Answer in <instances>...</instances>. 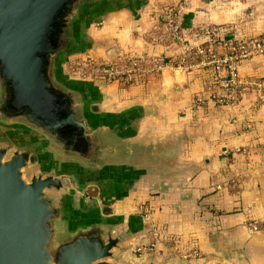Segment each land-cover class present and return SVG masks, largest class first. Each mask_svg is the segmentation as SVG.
I'll return each instance as SVG.
<instances>
[{"label":"crops","instance_id":"1","mask_svg":"<svg viewBox=\"0 0 264 264\" xmlns=\"http://www.w3.org/2000/svg\"><path fill=\"white\" fill-rule=\"evenodd\" d=\"M178 2L183 6L181 31L189 41L200 39L203 23L216 24L226 37L264 33V0ZM158 10L156 0H145L134 10L120 5L91 16L82 28L91 45L76 54L175 55V44H153L145 38L151 15ZM239 74L263 84L250 85L233 106L207 99L211 71L206 68L165 67L145 81L127 84L85 80L99 95L100 116H133L132 139L170 140L172 162L165 174L136 169L104 184L96 195H103L105 205L89 201L85 193L76 194L91 207L83 214H77L69 195H64L73 214L101 213L106 206L116 221H136L138 232L122 243L121 254L126 256L128 249L150 240L152 227L159 234L155 252L140 259L168 256L166 264H264V53L241 61ZM197 97L202 102H196ZM141 204L148 205L149 219L138 212ZM250 221L253 228L247 225ZM172 244L182 251L197 249L199 256L181 259L171 252Z\"/></svg>","mask_w":264,"mask_h":264},{"label":"water","instance_id":"2","mask_svg":"<svg viewBox=\"0 0 264 264\" xmlns=\"http://www.w3.org/2000/svg\"><path fill=\"white\" fill-rule=\"evenodd\" d=\"M144 2L0 0V264H128L118 254L136 221L118 222L106 206L74 215L64 195L94 197L126 171L169 170L172 142L132 139L134 117L100 116L97 91L65 77L63 64L90 47L91 16Z\"/></svg>","mask_w":264,"mask_h":264},{"label":"built area","instance_id":"3","mask_svg":"<svg viewBox=\"0 0 264 264\" xmlns=\"http://www.w3.org/2000/svg\"><path fill=\"white\" fill-rule=\"evenodd\" d=\"M182 3L177 2L155 11L151 15L145 38L153 44L172 43L178 47L175 55L162 53L121 52L109 56H73L65 62L66 71L77 79H102L106 82L127 84L145 81L150 75L165 67L173 69H201L211 71L210 84L206 87L207 99L215 104L233 106L251 86L261 87L262 82L247 81L239 74V66L245 58L264 53V34L249 37L222 38L214 26H202L198 41L187 40L181 31ZM196 102H202L197 97ZM143 219H149L151 211L147 204L138 206ZM254 222L248 225L252 228ZM151 240L136 246V252L154 251L158 241L155 228L150 229ZM192 250L186 256H196Z\"/></svg>","mask_w":264,"mask_h":264},{"label":"rangeland","instance_id":"4","mask_svg":"<svg viewBox=\"0 0 264 264\" xmlns=\"http://www.w3.org/2000/svg\"><path fill=\"white\" fill-rule=\"evenodd\" d=\"M179 0H172V1H168V2H166L165 4H160V3H158L159 1L158 0H156V6L158 7V9L160 10V9H163L164 7H167V6H170V5H172V4H174V3H176V2H178ZM248 17L249 18H247V17H245L246 19L245 20H249L250 19V15H248ZM246 21V22H247ZM204 25H210V26H214L216 29H217V33H218V35L220 36V37H222V38H233V37H237V36H241V37H249V36H247V35H240V34H236V35H229L228 37H226V36H224L218 29V26L216 25V24H212V23H203L202 25H200V27H199V32H200V30H201V28H202V26H204ZM221 33V34H220ZM260 34H262V33H260ZM264 34V33H263ZM257 35H259V34H257ZM184 36V35H183ZM254 36V35H253ZM87 54H74V55H72V56H70V57H73V56H86ZM70 57H68L67 59H65V61H64V64H65V62L70 58ZM64 76L65 77H71V78H76L75 76H73V75H71V74H69L67 71H66V68H65V65H64ZM97 79V78H96ZM83 80H87V79H83ZM89 80H91V79H89ZM3 134H5V133H3ZM18 135H20V134H18ZM13 136V135H12ZM11 135H9V136H7V139H12L11 137H12ZM3 137H5V136H3ZM172 160V159H171ZM172 162V161H171ZM179 169H181L180 167H179ZM164 171H166L165 173H167V169L166 170H162V171H160L161 173L160 174H165L164 173ZM28 173H29V170L27 169V170H24V176L25 177H27V175H28ZM102 194H100V192H99V194H97L95 197H87V199L89 198V201H93L92 199L94 198L95 200L96 199H98V200H100L101 201V205H105V204H107V202L102 198ZM84 197V196H83ZM68 198L70 199V201L73 203V205L75 206V212L77 213V214H79V213H81V214H83L84 212H87V211H90L91 210V207H90V205H88V204H86V203H84L85 201L83 200V198H82V196H73V195H69L68 196ZM101 205H100V208H102L101 207ZM251 222V221H250ZM252 222H254V221H252ZM247 225H248V223H247ZM249 226V225H248ZM152 228V227H151ZM251 228V227H250ZM157 231V230H156ZM149 234H150V230H149ZM157 234H158V231H157ZM150 240H151V234H150ZM150 240L149 241H146V242H142V243H147V242H150ZM158 240H159V234H158ZM123 243V242H122ZM125 244H127V242H125ZM140 244V243H139ZM136 246L137 245H134L131 249H128V253H127V256H126V253L124 254V253H122L121 254V252L118 254V258L121 260V261H123L122 259H121V257H123V259H125V260H128V261H123V262H126V263H128V264H140V262L143 260V259H140L139 257L141 256V255H143L144 253H138V252H136ZM171 246V252H173L174 253V255L175 256H177V257H179V258H181V259H194V258H197L198 256H199V252H198V250L197 249H188V250H185V251H182V250H180V248L176 245V244H172V245H170ZM129 247V246H128ZM192 250H195V251H197V255L196 256H186V257H183L182 255L183 254H188L190 251H192ZM153 252H155V244H154V251ZM129 254V255H128Z\"/></svg>","mask_w":264,"mask_h":264},{"label":"trees","instance_id":"5","mask_svg":"<svg viewBox=\"0 0 264 264\" xmlns=\"http://www.w3.org/2000/svg\"><path fill=\"white\" fill-rule=\"evenodd\" d=\"M159 2L158 3H160V4H165L166 2H168V1H172V0H158ZM167 4V3H166ZM165 4V5H166Z\"/></svg>","mask_w":264,"mask_h":264}]
</instances>
